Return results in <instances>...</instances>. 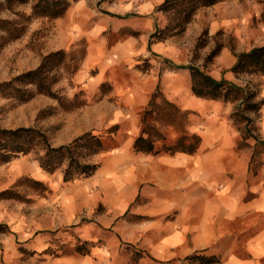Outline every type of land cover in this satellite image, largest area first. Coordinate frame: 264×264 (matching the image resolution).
I'll return each instance as SVG.
<instances>
[{
    "label": "crops",
    "instance_id": "1",
    "mask_svg": "<svg viewBox=\"0 0 264 264\" xmlns=\"http://www.w3.org/2000/svg\"><path fill=\"white\" fill-rule=\"evenodd\" d=\"M163 1L115 0L116 7L104 4V0L94 1L95 6L100 3V9L86 13L89 19L93 15L98 18L87 30L91 44L85 64L101 65L97 83L111 67L125 75L115 82L111 93L114 100L94 103L83 109L84 125L78 128L83 132L129 122L132 132L138 136L137 112L149 106L153 94L161 86L164 96L172 103L202 113L203 127H193L202 141L194 154L184 151L177 154L117 153V160L128 161L126 167L118 168L112 162V169L102 168L117 177L111 187L116 194L115 200L109 210L92 220L93 205L98 202V196L88 202L87 187L84 191L81 187L61 189L58 191V208H49L37 219L34 216L28 221L25 216L19 217L18 229L31 226L33 221L50 230L69 226L81 232L84 239H92V230H96L97 225L113 229V235L103 246H96L87 253L61 254L51 259L52 264H184L188 262L185 259L188 255L201 251L221 255L222 260L212 264H264V167L258 174L250 169L253 153L239 150L240 136L228 119L227 107L223 111L221 101L196 96L187 67L174 69L167 65L161 71V63L152 58L155 64L149 70L142 72L135 68L136 63L150 56L168 58L177 65L189 63L190 52L186 45L182 46L175 39L152 40L153 32L163 26V16L157 11ZM118 6L120 9L116 11ZM84 7L88 8L86 0L80 1L73 12L77 14ZM126 26L131 30L122 38H114L120 35L121 27ZM133 141L131 138L127 147ZM143 183L142 190L146 191L175 190V201L169 198L168 192L160 197L151 193L148 212L163 216L177 208L176 223L153 220L148 225H128L119 221L130 209ZM7 185H0V190ZM4 218L1 213L0 220L10 222ZM10 223L14 224L13 221ZM49 237L45 234L28 244L48 247L51 244ZM132 242H139L137 245L141 249L136 250H143V256L136 258L134 252L132 256L125 252L124 246ZM15 247L8 236L0 240V254L5 253V257H9Z\"/></svg>",
    "mask_w": 264,
    "mask_h": 264
},
{
    "label": "rangeland",
    "instance_id": "2",
    "mask_svg": "<svg viewBox=\"0 0 264 264\" xmlns=\"http://www.w3.org/2000/svg\"><path fill=\"white\" fill-rule=\"evenodd\" d=\"M35 1L37 0L18 3L14 0L13 6L9 7L6 0H0V19L17 21L19 28L22 27L18 36H11L0 31V35L3 34L7 37L4 39L0 37V83L36 69L44 56L62 49L67 53V57L52 73V76H55L52 88L63 99L59 101L47 93L39 92L30 85L29 88L34 89L33 97L20 101L6 94L7 90L4 91L0 88V125L3 128L23 126L42 128L47 132L49 141L56 147L69 144L86 132H101L105 148L93 155L83 156L84 162L99 164L93 175L77 177L71 181L64 179L66 165L52 173L41 168L37 152L20 153L12 160L0 163V185L8 184L7 188L12 189L18 195L0 200L3 202L0 212L5 217L4 220L7 218L14 223L0 220V240L8 236L16 246L9 257H5V253L0 254V264H52V258L76 252L75 248L80 242L87 241L90 251L96 246L104 245L105 240L113 235L112 228L97 225L96 230H92V239H84L81 232L75 231V227L61 226L56 230H50L38 226L33 221L31 226L28 224L23 229H18L16 223L19 217L25 216V219L29 221L34 216L37 219L36 217L41 216L43 212H47L53 206L57 209L58 198H60L58 191L63 188L81 187L84 191V188L87 187L88 202H93V197L98 196V202L93 205L94 211L91 214V220L109 210L112 201L115 200L116 194L111 191V187L117 177L105 172L102 168L104 166L111 168V163L115 162L114 166L124 169L128 161L125 159H118V161L117 153L138 152L134 149V142L142 131L141 119L148 107L137 112L139 121V130L137 131L140 132H138V136L137 133L132 132L133 128L129 122L113 123L110 126H99L82 132V129L78 127L84 125L83 109L94 103L114 100L111 93L114 91L115 82L122 80L125 75L116 67H111L104 73L103 79L97 83L101 65L85 64L91 44L87 30L98 18L93 15L89 19L86 13L88 10H95V8L99 10L100 3L95 6V0H86L89 9L84 7L76 14L73 11L82 0H69L71 3L66 11L53 18L47 15H35L33 12ZM108 3L110 7H116L115 0H104V4ZM118 9L120 6L116 8V11ZM158 12L163 16V26L161 27H164L169 23L170 18L165 12ZM130 30L131 28L128 26L121 27L120 35L114 36V38H122ZM168 39H175L182 43V46H187L190 52L188 65H197L212 76H224L229 81L245 88L248 93L254 92L255 97L252 101L264 100V75L257 73L236 74L231 70L239 52L264 45V0H222L212 6L201 7L196 10L192 21L181 33ZM217 47H220L221 50L214 57H210ZM152 58L161 63V71L169 64L177 65L168 58L150 56L138 62L141 64L139 68L136 63L135 68L142 72L149 70L155 64ZM161 92L163 93L162 90ZM208 100L221 101L224 106L223 111L227 107L228 119L240 136L237 146L239 150L252 151L250 169L258 174L259 169L264 167V124L262 122L264 104L257 110H243L244 105L240 106V101ZM160 102L161 100L158 98L157 103L161 104ZM179 109L185 114L181 116L163 114L162 116L159 111H155L148 117V121L164 135L163 139L156 141L157 149H162L163 144L177 143L182 135L189 137L188 143L194 141V135H199L193 127H203L202 113L199 110H187L182 107ZM165 110L167 112V109ZM131 138H134L133 144L127 147ZM82 151L85 153L86 150ZM164 152L169 153L163 150L157 153H147L164 154ZM177 153L179 152L173 154ZM25 177L44 181L48 186V191L40 193L26 180L24 181ZM142 179H145V176ZM147 181L154 180L147 179ZM144 183L139 189L140 193L130 204V209L119 221H125L128 225L130 223L148 225L149 221L153 220L160 223H176L177 208L171 209L163 216L148 212L149 205L152 203L151 193L160 197L161 194L165 195L168 192L169 198L175 201V190L153 189L146 191L142 190ZM77 196L84 195L78 194ZM45 234L50 236L48 239L51 244L48 247H31L28 244L32 240L44 237ZM137 244L139 242L127 243L124 246L125 252L132 256L133 252L135 254L136 248H140ZM184 264H190V262L185 261Z\"/></svg>",
    "mask_w": 264,
    "mask_h": 264
},
{
    "label": "trees",
    "instance_id": "3",
    "mask_svg": "<svg viewBox=\"0 0 264 264\" xmlns=\"http://www.w3.org/2000/svg\"><path fill=\"white\" fill-rule=\"evenodd\" d=\"M14 0H6L9 7L13 6ZM16 2H27L28 0H15ZM222 0H165L158 7L157 11L165 12L170 20L167 25L157 28L152 35V40H165L173 35H178L192 21L197 9L206 6H212ZM33 12L35 15H47L53 18L62 15L68 6L69 0H37L35 1ZM0 31L6 32L11 36H18L22 31L19 28L17 21L9 19H0ZM2 39L7 38L3 34L0 35ZM220 47L215 48L210 57H214L219 51ZM67 53L62 50L50 52L44 56L39 67L33 70L22 73L21 75L0 83L2 90H7L6 94L18 99L20 101L28 100L33 97L34 86L39 92L47 93L54 98L61 101L63 98L53 91L52 85L55 82V76H52L54 70L65 61ZM140 63L137 67H140ZM171 68L179 69L187 67L191 74V85L193 92L196 96L208 99H222L224 101H240V106L244 105L243 110H257L263 104L262 101H252L255 97L254 92H247L245 88L233 81H229L225 77L220 79L213 77L206 70L195 65H171ZM236 74H249L257 73L264 75V45L255 46L248 51L239 52L237 60L231 68ZM160 98L161 104L157 103ZM149 106L145 109L142 116L143 128L140 135L134 142V149L138 152H160L161 150L171 154L176 152L194 153L197 151L201 137L194 135V141L188 143L189 137L182 135L175 144H163L162 149H157L156 141L163 139L162 133L148 121V117L153 115L155 111L159 114H173L174 116H181L185 112H181L179 107L170 102L161 92L160 87L153 94L149 102ZM158 109V110H156ZM167 109V112L166 110ZM165 110V111H164ZM117 127V126H115ZM105 148L102 139V133L99 132H86L85 134L76 137L73 142L69 144H62L53 146L49 141V136L44 129L35 126H23L18 128H3L0 125V163H6L12 160L20 153L37 152V158L41 168L52 173L60 167L66 165L64 169L65 181H71L77 177L91 176L99 167V164L86 163L83 161V156L93 155ZM82 150L85 153H82ZM41 151H43L41 153ZM33 188L40 193H46L48 186L44 181H40L31 177H25ZM18 195L10 188L0 191V200L8 199L9 197H17ZM88 242L83 241L77 244L75 251L87 253L90 251ZM143 256L142 250H136L135 257ZM190 264H212L219 263L222 258L214 255L207 254L204 251L195 252L185 258Z\"/></svg>",
    "mask_w": 264,
    "mask_h": 264
},
{
    "label": "bare ground",
    "instance_id": "4",
    "mask_svg": "<svg viewBox=\"0 0 264 264\" xmlns=\"http://www.w3.org/2000/svg\"><path fill=\"white\" fill-rule=\"evenodd\" d=\"M163 175H164V174H163ZM163 175H162V177H163ZM160 176H161V175H160ZM164 176H165V175H164ZM159 178H160V177H159ZM164 178H165V177H164ZM164 178H163V179H164ZM165 179H168V178H165Z\"/></svg>",
    "mask_w": 264,
    "mask_h": 264
}]
</instances>
